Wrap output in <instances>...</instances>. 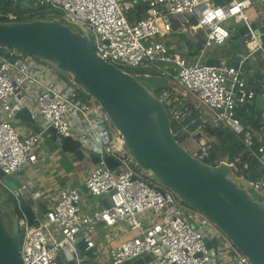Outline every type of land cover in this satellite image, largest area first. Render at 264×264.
<instances>
[{
  "label": "built area",
  "instance_id": "1",
  "mask_svg": "<svg viewBox=\"0 0 264 264\" xmlns=\"http://www.w3.org/2000/svg\"><path fill=\"white\" fill-rule=\"evenodd\" d=\"M10 2L16 5L18 0ZM127 2L143 5V16L132 20L133 7L122 8ZM254 2L264 8V0H228L223 4L216 0H31L25 9L50 8L53 14L49 18L65 17L85 27L93 35L94 52L116 67L166 78L168 87L155 94L175 125V139L191 140L195 146L192 156L203 162L217 143L207 129L212 125L227 129L239 139L242 149L232 162L228 157L221 161L233 166L237 174L243 153L264 169V124L257 131L248 130L237 117L239 108L252 107L258 95L264 98V86L251 89L243 70L245 62L257 53L264 61L261 33L251 28L253 23L264 27V9L256 10L251 18L247 13ZM57 11L62 14H55ZM7 17L13 19V11ZM230 20L243 22L248 30L241 48L245 57L236 62V68L224 59L206 55L209 48L224 46L236 33ZM177 32L188 36L186 42L198 45L191 63L179 52L172 53L176 43L169 38ZM208 60H217L219 66H207ZM23 108L33 120L36 116L41 120L38 132L21 135L13 127L15 114ZM106 118L101 107L92 99H82L80 91L60 72L28 54L0 47V189L8 191L21 214L22 264H125L146 255L151 258L146 264H249L230 242L217 252L206 248L205 240L219 235L212 223L201 214L179 208L175 196L141 170L146 179L138 177L134 173L138 167L126 158L118 133L111 125L110 131L104 126ZM48 128L79 141L83 159L98 158L83 186L90 198L105 195L108 209L89 215L75 190H66L41 211L33 207L41 199V194L34 192L29 204L34 222L28 224L20 203L27 186L20 184L11 190L3 176L12 177L37 162ZM106 157L118 165L109 169ZM251 184L264 189V180ZM4 212L0 206V214ZM99 226L105 232L99 234Z\"/></svg>",
  "mask_w": 264,
  "mask_h": 264
},
{
  "label": "water",
  "instance_id": "2",
  "mask_svg": "<svg viewBox=\"0 0 264 264\" xmlns=\"http://www.w3.org/2000/svg\"><path fill=\"white\" fill-rule=\"evenodd\" d=\"M132 7L134 4L130 2L122 5L124 10ZM257 26L258 23H253L251 28L261 33L260 42L264 50V27ZM247 31L243 27L234 36L243 39ZM0 47L41 60L95 101L120 136L126 158L152 182L168 189L178 201L206 217L216 227L218 237L205 240L208 250L218 251L221 234L238 253L246 257L249 264H264V189L238 176L226 161L216 166L208 165L179 144L173 136L164 105L155 94L157 90L168 87L166 78L132 75L101 59L94 52L91 32L65 17L0 22ZM206 65L218 67L219 62L208 60ZM231 66L236 68L238 64L232 63ZM257 78L264 84V74ZM254 105L263 111L264 98L258 95ZM15 119L34 123L27 108L17 112ZM212 127L215 128V125ZM46 135L49 141L59 145L62 152L83 160L79 141L62 137L52 128L47 129ZM97 161L98 158L92 156V163ZM104 161L109 169L118 165L111 157H106ZM3 177L5 185L16 190L11 185L13 178ZM69 189L75 190L81 200L87 197L84 186L73 184ZM92 200L100 203L103 209L110 207L105 195ZM20 203L28 224H33L31 206L24 198H20ZM11 224L12 230L9 231L0 214V264H22L15 211H12ZM77 245L80 246V243ZM150 260V256L146 255L125 264H146Z\"/></svg>",
  "mask_w": 264,
  "mask_h": 264
},
{
  "label": "crops",
  "instance_id": "3",
  "mask_svg": "<svg viewBox=\"0 0 264 264\" xmlns=\"http://www.w3.org/2000/svg\"><path fill=\"white\" fill-rule=\"evenodd\" d=\"M137 9V10H135ZM131 10V8L129 9ZM133 11L137 12L139 11L140 16L142 17L144 14V6L137 4L134 2V7L132 8ZM250 12V11H249ZM252 12V14H254ZM138 17V18H139ZM232 37L229 39V41L225 45H231L233 47V44H231ZM242 48V47H240ZM260 54V53H259ZM234 56V55H231ZM228 53L226 58H223L228 62ZM212 59H216L213 57H209ZM237 56H234L231 61L230 65L232 63H236L239 60L236 59ZM262 58V55H261ZM218 59V58H217ZM247 71H249V74L246 75L248 78V86L253 90H260L264 84L262 80H259L257 76H261L264 74V69L259 68L258 70H253L250 68H247ZM237 117L242 122L243 126L248 130H256L261 124H264V116L261 113L259 109L256 107L253 109L251 106H246L239 108L237 110ZM39 120V125L36 124V121ZM15 128L21 133V135H27L36 133L41 129V120L39 117L36 116L34 123H24L20 120H17L14 118L13 120ZM12 123V124H13ZM224 130V129H223ZM225 133L223 136L228 134V131L224 130ZM218 141V139L215 136H210ZM45 139V138H44ZM48 142H51L47 139ZM219 143V141H218ZM44 146V140L40 144L38 148V160L34 164H30L22 168L17 174L13 175V182H11L12 187H17L20 184H24L27 186V192L24 194V198L26 199V203L30 204L32 203V200L30 198V194L34 192H39L41 194V199L45 203H49V206L56 200L59 193L61 191L70 190L69 187L73 184L78 185L79 187H83V182L86 177V174L88 170L92 167L93 163L92 161L88 160H78L76 159L72 154H69V164L62 163L63 159L62 156L59 154L60 147L58 144L54 143L52 145H49L47 147L41 148V145ZM217 145H220L217 144ZM228 157V156H226ZM225 158V157H224ZM74 166V168L71 167V164ZM83 164V165H82ZM83 171V172H82ZM82 172V173H80ZM81 175H83L81 177ZM6 191V190H5ZM8 193H6L7 196ZM88 198L90 201L84 202ZM84 200H82V206L85 213L92 215L96 212H99L103 209L102 205L100 203H94L93 198H90L87 196ZM46 210V209H45ZM98 233L101 234L105 232V228L102 226H99L97 229ZM105 241H103V244Z\"/></svg>",
  "mask_w": 264,
  "mask_h": 264
},
{
  "label": "trees",
  "instance_id": "4",
  "mask_svg": "<svg viewBox=\"0 0 264 264\" xmlns=\"http://www.w3.org/2000/svg\"><path fill=\"white\" fill-rule=\"evenodd\" d=\"M228 0H216V3L218 4H223L227 2ZM31 2V0H18L16 5H12L10 0H0V22H18V21H27V20H41V19H48L50 14H53L50 8H37L35 10H26L25 8L28 6V4ZM137 10V9H135ZM13 11L14 18L10 19L7 17V14ZM133 19H136L140 16L139 11L135 12L133 11ZM174 30L176 31V27L174 25ZM176 34H174L172 38V42ZM232 37H235L234 34ZM175 43V42H174ZM198 51V45H193L189 42H182V43H177L176 44V50L172 51L173 52H179L180 55L188 62L191 63L193 60V56L195 53ZM35 58V57H34ZM37 59V58H35ZM38 60V59H37ZM122 69L123 71L129 73V74H139V71L135 70L134 73L131 72L130 69L126 67H118ZM81 98L84 100L90 99L87 97L85 94L81 93ZM252 108H255V105L252 106ZM264 119V118H263ZM171 128L172 131H174L175 125L171 123ZM225 128L219 127V128H213L212 126L207 129V134L209 136H215L220 145L219 147H215L212 149L210 156L205 159L203 162L216 166L220 163L222 157H224L228 153V160L229 162H232L233 157L242 149L241 142L239 139L230 133L228 131V134L223 136L225 131L223 130ZM177 139V138H176ZM179 142V139H177ZM180 143V142H179ZM224 153L222 155L221 153ZM237 170H238V176H243L246 178L249 182H258L261 180H264V169L260 167L258 162L255 160V158L249 156L247 153H243L241 155L240 161L236 165ZM12 202V198L8 196V199L5 202ZM2 205V204H1ZM4 207V205H2ZM17 216H18V211L15 210ZM10 222H11V217H10ZM9 230V229H8ZM12 228L9 230L11 231Z\"/></svg>",
  "mask_w": 264,
  "mask_h": 264
},
{
  "label": "rangeland",
  "instance_id": "5",
  "mask_svg": "<svg viewBox=\"0 0 264 264\" xmlns=\"http://www.w3.org/2000/svg\"><path fill=\"white\" fill-rule=\"evenodd\" d=\"M259 9H262L263 10L264 8L259 4V2H254L253 5L249 8V11L250 12H247L248 13V16L251 18L253 16L252 12H254L256 10H259ZM55 14L60 15V14H62V12L61 11H57V12H55ZM230 23L232 25V28L235 29L236 32L238 30H240L241 28L244 27V24L241 21L230 20ZM175 36L176 37H174L173 41L176 44L177 43H180V42L190 41V39H187L188 36L185 35V34H183V33H181V32H177ZM169 40L171 41L172 38H169ZM230 41H231V44H233V47L231 45H229V44L228 45H224V46H220V47H218V46H212L206 52V55L209 56V57L216 58V59L217 58L218 59H223V58H226L227 53H228V56H229L228 57L229 65H230L231 59L234 56H237V58H236L237 60L243 59L245 57V54L241 51V48H240V47L243 46V39L242 38H238V37H232V39ZM231 55H234V56H231ZM36 61L38 63H40V64L45 65V66H49L48 64L42 62L39 59L38 60L36 59ZM246 67L247 68H250V69H253V70H258L259 68L264 69V61L261 58V54L257 53L255 55H253L251 58H249L248 61L245 62L244 66H243V70H244L245 74L248 75L249 74V71H247ZM126 68H128V67H126ZM128 69H130L132 73L135 72V70L132 69V68H128ZM52 70H54V69L52 68ZM60 75L63 77V75L61 73H60ZM36 124L39 125V120L36 121ZM12 125H13V127H16L15 126L16 124L14 125V123H13ZM104 126L110 131L111 127H110V124H109L107 118L104 121ZM110 137H111V139H113V136L112 135H110ZM43 140H44V146L42 144L41 145V148H43V147L45 148V147L53 144V142H48L47 141V136ZM179 142H180L181 146L185 150H187L190 153L193 152V149L195 148V146L193 145V142L191 140H186V141L179 140ZM217 144H219L218 141H217L215 147L216 146L219 147V145H217ZM224 153L225 152H223L221 154L224 155ZM59 154L62 156V159H63L62 163H65V164H69L70 163V161L68 159L70 155L68 153H64V152H62L60 150ZM226 156H228V153L224 157H226ZM224 157H222V159H224ZM70 165H71L72 168H74V166L72 165V163ZM122 165H124V162H122ZM82 172H80V173H82ZM134 173L138 177H140L142 179H146L144 177V175L141 173V171L138 170L137 168L134 169ZM82 176L83 175H81V177ZM6 193H8L7 190L5 191V190H1L0 189V206L4 205V207L3 206L2 207L5 208V212L2 213V216L1 217H2V221H3L4 225H5V227L10 230L12 228V224L10 222V217L12 215V211H15L16 208H15V202L13 201V199H12V202H5L7 200L6 199ZM174 198H175V202L179 206V208L183 209L184 211H187V210L194 211L193 209L187 207L186 205H184L183 203H181L180 201H178L176 197H174ZM89 201L90 200L88 198H86V200L84 202H88L89 203ZM33 207L34 208H39L41 211H45V209H47L49 207V203H45V202H43L42 199H39V200H37L33 204ZM17 217L20 218L21 217V214H18ZM212 226H213V228H215V230H217L216 227L213 224H212ZM19 236H20V239H22V236H23V227H20L19 228ZM228 242L229 241L223 235L220 234L218 248H222V246L225 243H228Z\"/></svg>",
  "mask_w": 264,
  "mask_h": 264
},
{
  "label": "flooded vegetation",
  "instance_id": "6",
  "mask_svg": "<svg viewBox=\"0 0 264 264\" xmlns=\"http://www.w3.org/2000/svg\"><path fill=\"white\" fill-rule=\"evenodd\" d=\"M6 197H8V196H6ZM1 216H2V213H1Z\"/></svg>",
  "mask_w": 264,
  "mask_h": 264
}]
</instances>
